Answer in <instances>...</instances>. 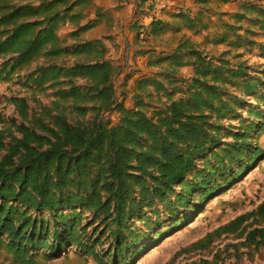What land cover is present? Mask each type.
I'll use <instances>...</instances> for the list:
<instances>
[{"label": "trees", "instance_id": "1", "mask_svg": "<svg viewBox=\"0 0 264 264\" xmlns=\"http://www.w3.org/2000/svg\"><path fill=\"white\" fill-rule=\"evenodd\" d=\"M23 1L0 0V16L12 18V28H6L4 34L9 39L23 34L12 49L16 56L2 64L5 70L58 54L45 47L60 38L58 32L66 24L73 25L75 36L95 25L87 12L93 0ZM139 1V9L149 2ZM240 1L239 10L230 13L229 21L220 19L227 13L210 8L194 14L184 9L167 20L152 18L148 25L142 24L140 17L132 25L135 41L184 31L204 33L206 44L212 48L224 43L231 46L230 50L255 46L264 56V43L252 40L257 33L253 27L264 36V0ZM5 3H10L9 7L2 8ZM104 40L80 42L74 54L83 55L86 62L94 61V67L101 69L105 62L113 63L106 61ZM200 47L201 43L182 35L172 51L139 52L137 56L145 59L166 61L177 68L191 67L200 77L165 75L171 86L165 89L153 78L128 75L124 82L132 85L135 107L128 108L125 99L110 101L104 107L109 113L106 119H85L89 106L96 101L81 86L59 89L52 106L40 103L35 109L30 108L28 97L7 99L15 116L9 121L0 117L4 125L0 130V251L10 254L15 264H37L38 255L48 261L63 253L66 246H75L78 253L98 264H131L145 250L133 248L141 240L135 222L146 227L156 225L162 219L160 209L174 213L177 207L185 206L193 191L203 202L239 178L261 156L259 146L247 144V127L224 128L223 123L227 116L243 123L238 110L244 106L258 120L264 118L262 79L249 75L243 62L231 64L227 58L230 50L217 55ZM238 54L232 58L237 60ZM75 64L65 76H76L80 64ZM155 64L151 61L152 66ZM53 68L44 70L42 82L57 80ZM104 90L109 94L110 87ZM245 96L255 99L263 109L256 113L258 107L243 100ZM255 126L252 123V128ZM223 134L233 141H224ZM245 157L247 162L239 164L233 174L232 164ZM86 213L90 215L84 217ZM89 217L92 223L100 222L101 235L96 239L86 238L88 225H83L82 219ZM249 219L256 227L245 234L244 242L264 246L263 201L189 248L204 246L221 234L235 233ZM177 227L170 226L167 231L171 234ZM105 243L108 247L97 251L96 247Z\"/></svg>", "mask_w": 264, "mask_h": 264}, {"label": "rangeland", "instance_id": "2", "mask_svg": "<svg viewBox=\"0 0 264 264\" xmlns=\"http://www.w3.org/2000/svg\"><path fill=\"white\" fill-rule=\"evenodd\" d=\"M17 1L18 0H12V2ZM28 1L32 2L33 0H24L23 3ZM171 1L172 0L168 1L167 8L164 10L165 12L161 11L162 13L169 15L175 14L166 11L173 7V2L171 4ZM248 1L260 3L258 0ZM240 4V0H197V6H192L189 10L190 13L194 14L199 11V9L210 8L217 11V13H227L225 16H221L220 19L229 21L230 13L239 10ZM9 5L10 3H5L1 7L7 8ZM35 6H37L36 3ZM87 12L91 14L90 10H87ZM214 16V18L217 19V16ZM151 18H155V16L152 15ZM11 19V17L0 16V117H3L6 121H9L11 119L10 117L15 116L13 105H10L7 99L14 96L28 97V104L32 109H35L40 103L41 105L52 106L55 100L58 99L56 96L57 91L59 89L67 90L72 84H74V86L83 87L84 91L89 96L95 97L94 101H96V105H93V102L91 103L85 119H106L109 113L105 112L104 107L110 101L114 100L120 102L121 99H125L128 108L135 107L132 85L130 83L125 84L124 82L125 77L128 75L133 74L134 79L153 78L160 81L165 89L167 87L171 88V86L168 85L170 84L169 81L167 83L168 79L165 78V75L177 76L182 79L200 77L197 71L191 69V67L177 68L169 65L166 61L150 60L149 58L142 59L140 55L137 56L139 52L143 50L146 51L149 48L158 49V51H172L182 35L190 38L194 42L201 43V49L217 55L231 48L227 43L215 45L212 48V46L206 44V35L204 33L191 35L189 32L184 31L180 35L168 33L161 37V39H144L141 37V39L144 40L140 38L139 40L143 42V44H137V46L143 47L144 49H137V52L134 51L132 54L129 53L130 50L127 51L125 48L118 51L116 50L115 57L118 56V59L114 60L113 58L110 60V62H113L111 69L108 70L107 74L101 76V80H99L95 78L96 74L101 69L94 67V61L86 62L83 55H75L74 51L75 47L80 42L89 39H104V36L101 37V26L95 24L89 31L75 36V28L73 25L66 24L62 31L58 32L60 38L52 40L45 47L47 51L59 52L58 54L37 57L30 60L28 66L15 64L13 67L9 68V70H5L1 68L2 64L16 56V54L12 53V49L23 36V34H20L16 38L9 39L8 36L4 34L6 28H12ZM249 25L253 27L251 24ZM253 28L257 30V33L252 37V40L255 43H264L262 32L259 31L257 27ZM213 31L214 29H211L210 32ZM134 46H136V44ZM230 53L231 54L227 55V58L230 60L231 64H235L238 61L243 62L247 65L246 71H248V74L257 79H262L264 83V56L260 54L257 47L252 46L251 50L249 48L240 47L236 50H230ZM234 53H240L238 54L239 58L237 60L232 58V54ZM189 60L191 61L192 59ZM151 61H156L157 64L152 66ZM76 62L80 64V70L76 76H65L64 73L66 71H73V66L76 65ZM48 66H54L52 72L53 75L57 76V80L44 81L43 79L42 82L41 79L45 77V75L42 77V74ZM81 71H86L83 77L81 76L83 73L80 74ZM80 82H82L83 86L79 84ZM101 84H104L103 87H110L109 94L104 88H101ZM100 92L101 94H99ZM243 100L258 107L257 110L255 109L256 113L263 109L262 105L256 103V100L253 98L245 96ZM65 105L66 104H64V106ZM247 108L248 106H244L243 109L241 108V110H238L243 119V123L240 120H231L230 117L227 116L223 123V127L231 128V125L235 126V128L247 127L249 131V136L246 140L247 144L253 147L259 146L261 149V156L259 155L253 164L248 165L245 172H243L239 178L233 180L219 192H215L216 194L210 195L203 202H200L199 195L193 191L189 200L185 203V206L177 207L174 213L160 209L162 219L159 223H156V225L146 227L143 223L135 222V228H137L141 234V240L138 239L133 248L136 250L139 247H145V250L138 256L137 260L131 264H264V246L250 245L244 242L245 234L253 229V227H256L252 219L245 221L242 228L235 233L221 234L213 237L209 243L205 242L204 246L189 248L191 243L202 239L207 233L230 222L237 216L253 211L264 201V118L258 120L256 117L247 113ZM66 113L71 117L69 111H66ZM112 116L113 120L116 121L117 117L115 115ZM17 119L19 120L18 117ZM252 123H256L255 128H252ZM250 126L251 128H249ZM3 128L4 125L0 124V130ZM222 139L226 142L233 141L231 137H225V134L222 135ZM250 149L252 150L254 148ZM247 160L248 157H245L239 161L238 164L233 163L231 166V169L234 170L233 174L237 173L239 170L240 166L238 165L242 163L245 164ZM171 199L173 200V197H171ZM187 209H189V211H187ZM89 215L90 214L86 213L84 217ZM152 219L154 220L155 217L153 216ZM92 220V217L82 219V224L88 225L87 239L90 237L96 239L101 235L100 222L92 223ZM177 221L181 222V224L176 223ZM174 225L175 227H177L176 225L179 226L170 234L167 229ZM242 233L243 236H241ZM138 242L140 243L138 244ZM107 247L108 244L105 243L103 247L98 245L96 249L101 252L102 248L106 249ZM0 264L15 263L10 254L1 250ZM37 264L98 263L84 253H78L75 246H66L63 253L48 261H44L40 255H38Z\"/></svg>", "mask_w": 264, "mask_h": 264}, {"label": "crops", "instance_id": "3", "mask_svg": "<svg viewBox=\"0 0 264 264\" xmlns=\"http://www.w3.org/2000/svg\"><path fill=\"white\" fill-rule=\"evenodd\" d=\"M196 1L197 0H172L171 4L173 2V7L166 11H170L176 14L184 9L189 10L190 7L196 5ZM136 4L139 5L140 1L93 0L92 7L90 8L91 14H89V20H91L94 24H97V26H101V37L104 36L106 38V40H104L105 45L108 47L106 61H110L113 58L114 60L118 59V56L115 57L116 52L123 48H125L127 51L130 50V54H132L137 49H144L143 47L137 46V44L142 45L143 42H141L139 39L138 41H135L136 34L134 31H132V25L136 19L143 17L142 24L148 25V23L152 19V15L155 16V18H160L162 20H167L169 18V14L162 12L154 15L153 8L148 3L144 4V7H142V9L137 8ZM134 43L136 44V46H134ZM148 50L152 49L149 48ZM142 59H144V57H142ZM105 63L106 64H104L101 67V70H99V72L96 74L95 79L101 80V76L107 74L108 70L111 69V65H113V63ZM85 72H80V74L83 73V75H81L82 77L86 74ZM79 84L82 85V82H80ZM103 85L101 84V88H104Z\"/></svg>", "mask_w": 264, "mask_h": 264}, {"label": "built area", "instance_id": "4", "mask_svg": "<svg viewBox=\"0 0 264 264\" xmlns=\"http://www.w3.org/2000/svg\"><path fill=\"white\" fill-rule=\"evenodd\" d=\"M169 0H149L148 4L153 8L154 15L167 8Z\"/></svg>", "mask_w": 264, "mask_h": 264}]
</instances>
